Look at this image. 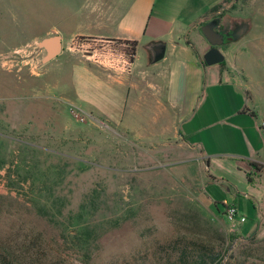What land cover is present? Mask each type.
<instances>
[{"label": "rangeland", "instance_id": "obj_1", "mask_svg": "<svg viewBox=\"0 0 264 264\" xmlns=\"http://www.w3.org/2000/svg\"><path fill=\"white\" fill-rule=\"evenodd\" d=\"M74 1L0 0V133L35 153L30 177L23 179L29 167L11 180L0 170V253L24 243L39 257L33 264H165L183 239L210 243L221 264H264L262 182L256 220L251 201L237 194L247 191L237 174L211 170L228 182L221 185L191 157H126L44 79L35 45L55 20L44 11L57 16ZM224 205L246 217L240 231L223 219ZM236 234L244 237L225 252L222 237Z\"/></svg>", "mask_w": 264, "mask_h": 264}, {"label": "crops", "instance_id": "obj_2", "mask_svg": "<svg viewBox=\"0 0 264 264\" xmlns=\"http://www.w3.org/2000/svg\"><path fill=\"white\" fill-rule=\"evenodd\" d=\"M47 14L55 20L46 36H58L60 54L44 64L43 77L57 84L70 108L85 113L89 124L105 128L114 150L122 149L126 157H191L202 163L210 181L221 185L225 179L211 177V170L237 174L247 189L237 194L251 201L257 220L263 197L259 186L264 184L259 131L264 114V3L75 0L65 12ZM221 14L224 26L245 24L246 30L225 45L222 63L207 66L203 55L209 45L200 28ZM73 37L96 47L107 42L131 45L132 71L117 75L79 53L69 54L73 52L66 46ZM156 46L163 48L158 57ZM249 163L262 167L251 182L242 167L250 169Z\"/></svg>", "mask_w": 264, "mask_h": 264}, {"label": "trees", "instance_id": "obj_3", "mask_svg": "<svg viewBox=\"0 0 264 264\" xmlns=\"http://www.w3.org/2000/svg\"><path fill=\"white\" fill-rule=\"evenodd\" d=\"M218 9V6L214 7L212 12H216ZM218 17L223 18L224 14H221ZM212 19L214 18L212 17ZM203 24L204 22L202 25ZM33 151L34 149H32V147L26 142L16 141V139L12 136L0 133V170L6 169L7 178L11 180L13 173L19 175V169L23 170V168L26 169L28 167L29 168L27 170L33 169L34 167L30 164L33 159V155L35 154ZM249 167L250 171L246 172V177L248 182H251L254 180V177L256 178V173L260 172L262 167L254 163H249ZM24 173L25 175L23 179L32 175L30 170ZM227 206L228 205H224V208ZM218 214L221 215V213ZM240 237L244 236H242V234H236L222 237L221 240L223 242V246L225 245L223 250L226 252L228 248H230L231 243ZM182 242L183 239H178L173 242L172 252L165 255V264H221L222 254L217 252L210 243ZM15 246L16 250H18L17 253H15L14 249H10L12 253H0V264H33L35 261H39L37 253L34 252V250H32L28 245L23 243Z\"/></svg>", "mask_w": 264, "mask_h": 264}, {"label": "built area", "instance_id": "obj_4", "mask_svg": "<svg viewBox=\"0 0 264 264\" xmlns=\"http://www.w3.org/2000/svg\"><path fill=\"white\" fill-rule=\"evenodd\" d=\"M66 47L70 52L79 53L91 62L105 66L117 75L129 74L132 71L134 50L129 44L107 42L96 47L92 46L87 40L73 37L68 41ZM72 111L78 121L84 122L86 120V114L80 109L72 108ZM259 131L263 135L264 143V114L260 117ZM223 216L233 232L240 231L241 226L246 222V217L239 215L233 205H228L225 208Z\"/></svg>", "mask_w": 264, "mask_h": 264}, {"label": "water", "instance_id": "obj_5", "mask_svg": "<svg viewBox=\"0 0 264 264\" xmlns=\"http://www.w3.org/2000/svg\"><path fill=\"white\" fill-rule=\"evenodd\" d=\"M219 20L212 19L209 22L203 24L200 28L202 36L205 38L209 45V49L203 55V62L207 66L217 65L224 61V56L219 47L228 43L231 40L237 39L246 30L245 24L241 25V28L234 33H221L216 31ZM35 49L43 53V64L55 59L60 54V43L58 36H45L40 39L35 45ZM162 46H156L154 48L155 56L158 57L162 53ZM45 51V53H44Z\"/></svg>", "mask_w": 264, "mask_h": 264}, {"label": "flooded vegetation", "instance_id": "obj_6", "mask_svg": "<svg viewBox=\"0 0 264 264\" xmlns=\"http://www.w3.org/2000/svg\"><path fill=\"white\" fill-rule=\"evenodd\" d=\"M219 15H216V16H213L214 19H218L219 20V23H218V26L215 28L217 32H221V33H234V32H237L240 28H241V25H234L233 27L229 28L228 26H224L221 22H222V18H219L218 17ZM227 44V42L220 46L219 49L220 51L223 50V47Z\"/></svg>", "mask_w": 264, "mask_h": 264}]
</instances>
